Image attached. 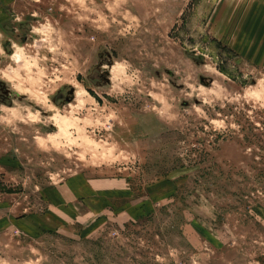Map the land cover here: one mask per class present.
Instances as JSON below:
<instances>
[{"label":"rangeland","instance_id":"obj_1","mask_svg":"<svg viewBox=\"0 0 264 264\" xmlns=\"http://www.w3.org/2000/svg\"><path fill=\"white\" fill-rule=\"evenodd\" d=\"M0 264H264V0H0Z\"/></svg>","mask_w":264,"mask_h":264}]
</instances>
